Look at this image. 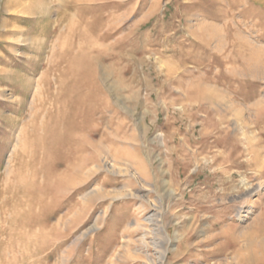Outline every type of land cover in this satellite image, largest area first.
<instances>
[{
	"label": "rangeland",
	"instance_id": "obj_1",
	"mask_svg": "<svg viewBox=\"0 0 264 264\" xmlns=\"http://www.w3.org/2000/svg\"><path fill=\"white\" fill-rule=\"evenodd\" d=\"M0 264H264V0H0Z\"/></svg>",
	"mask_w": 264,
	"mask_h": 264
},
{
	"label": "bare ground",
	"instance_id": "obj_2",
	"mask_svg": "<svg viewBox=\"0 0 264 264\" xmlns=\"http://www.w3.org/2000/svg\"><path fill=\"white\" fill-rule=\"evenodd\" d=\"M212 98V97H211ZM230 107V106H229ZM70 130H72V127L70 126L69 127V129H68V131H70ZM72 133L71 132H69V133H67V135H65V136H63L64 137V143H65V145L66 144H68V148L70 149V152H69V155H71V154H75L77 151H79V150H81L83 147H84V145H82L80 142H78L77 140H73V138H72ZM19 141V140H18ZM20 142V141H19ZM42 142V141H41ZM48 142V141H47ZM84 142V141H83ZM18 144V143H17ZM48 144H49V146L48 147H46L45 149H43V151H42V155H43V157H47V156H49V155H51V151L49 150V149H53L54 150V146H55V144H54V140H52V141H50V143L48 142ZM91 144V143H90ZM43 145V144H42ZM46 145V144H45ZM88 145V144H87ZM94 146V145H93ZM95 147V146H94ZM90 149H91V147H90ZM92 150V149H91ZM59 151V150H58ZM93 151V150H92ZM95 151V150H94ZM92 152L91 154H90V156H86L85 158H84V160L82 161L83 162V164L84 165H87V164H89V163H92V162H94V160H95V152ZM57 152V151H56ZM58 156H59V154H58ZM56 158V157H55ZM48 159V158H47ZM49 160V159H48ZM54 160V159H53ZM61 162V161H60ZM57 163V162H56ZM62 163V162H61ZM47 164V163H46ZM45 167H47V166H45ZM48 169V168H47ZM36 171V170H35ZM69 171H70V173L73 175V174H76L77 173V170H76V167H73V168H69ZM36 173H38V171L37 172H35V174ZM33 174H34V172H33ZM34 176V175H33ZM46 183V182H45ZM46 187V186H45ZM259 187V186H258ZM47 188V187H46ZM52 190H53V188H51ZM257 189V188H256ZM44 190V189H43ZM48 190V189H47ZM46 190V191H47ZM52 190H51V192H52ZM50 192V191H49ZM240 212V211H239ZM147 220H149V221H152L153 219L151 218V217H147L146 218ZM41 245H42V243H41ZM164 256H165V253L164 252H162V253H160V257H161V259L163 260L164 259Z\"/></svg>",
	"mask_w": 264,
	"mask_h": 264
}]
</instances>
